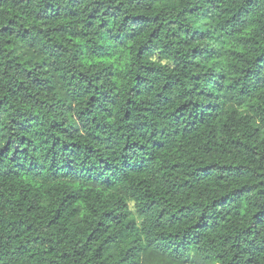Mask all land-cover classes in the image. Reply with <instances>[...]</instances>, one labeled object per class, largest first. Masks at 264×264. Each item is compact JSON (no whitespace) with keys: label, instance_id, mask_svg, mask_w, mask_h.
Returning a JSON list of instances; mask_svg holds the SVG:
<instances>
[{"label":"trees","instance_id":"1","mask_svg":"<svg viewBox=\"0 0 264 264\" xmlns=\"http://www.w3.org/2000/svg\"><path fill=\"white\" fill-rule=\"evenodd\" d=\"M0 264H264V0H0Z\"/></svg>","mask_w":264,"mask_h":264}]
</instances>
